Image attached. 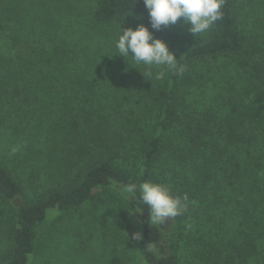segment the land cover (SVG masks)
<instances>
[{"label":"trees","instance_id":"trees-1","mask_svg":"<svg viewBox=\"0 0 264 264\" xmlns=\"http://www.w3.org/2000/svg\"><path fill=\"white\" fill-rule=\"evenodd\" d=\"M12 8L0 7V38L19 16ZM221 12L207 36L183 45L170 25L151 28L143 0L98 1L94 25L143 24L177 58L149 90L144 109H130L127 125L121 109L111 108V69L88 74L82 63L99 54L87 42L83 48L50 37L49 54L43 43L35 52L29 80L25 61L10 60L13 34L0 41V141L3 130L13 135L0 148V264H41L36 229L50 213L83 206L97 189L144 181L187 195V208L166 222L159 236L166 251L155 252L147 206L139 193L130 199L122 192L114 220L131 216L142 228V239H133L111 223L120 230L111 249L124 260L129 254L130 264H264V0H224ZM113 48L111 63L120 61L123 71ZM219 57L228 58L226 73L217 70L222 77L197 73V65ZM193 69L197 79L214 82L211 90H201L205 83L192 79ZM189 85L197 91L181 93ZM32 108L40 114L28 116ZM112 263L125 264L117 256Z\"/></svg>","mask_w":264,"mask_h":264},{"label":"rangeland","instance_id":"rangeland-1","mask_svg":"<svg viewBox=\"0 0 264 264\" xmlns=\"http://www.w3.org/2000/svg\"><path fill=\"white\" fill-rule=\"evenodd\" d=\"M98 1L2 0L0 7L13 6L12 11H17L19 16L11 26L13 30L10 27L11 31L8 29L3 38H0V41L1 43L8 42L11 38L7 39V36L10 37V34H13L15 48L10 60L13 63H16L19 59L25 61V74L29 80L36 76L35 68L30 69L31 64L39 62V59L35 57V52L40 53L39 51L43 49L41 47L43 43L44 52L47 56L51 50L50 37L59 39L63 36L68 37L73 42H87V50L97 49L99 54L93 55L94 58L90 55L88 58L83 57L86 62L82 61V63H85L84 67L88 74L104 76L108 75V71L111 69L112 79L110 83L112 82L111 87L113 89L109 93L111 108L116 106L115 108L121 109V113L119 112L117 115L126 117L124 119L127 125L131 108L144 109L149 90L156 87L159 82L155 79V74L161 69L156 67L148 69L143 64H137L131 57L123 56H121L125 61L123 71H121V65L118 64L120 61L112 59L111 63L114 54L113 46H115L118 39L120 25L122 30L128 27L135 29L136 26H132L129 22L123 20H115L110 25H94L92 23V12ZM170 26L172 29L179 31L181 35L180 43L183 45H188L195 38H204L208 34L207 31L195 37L188 31V26L183 24L182 18L176 24ZM82 46L84 48V43ZM4 50L7 51L6 48ZM116 53L119 56L117 49ZM227 60V57H219L199 64L195 69L197 73L207 72L209 74L211 71V73L216 72L214 77L216 80L217 77L223 76L217 70L223 69L221 73H226L223 64ZM149 71L152 73L151 75H149ZM190 73L193 80L197 79L194 69ZM196 81L199 84L205 83L201 88L203 91H209L208 89L213 88L214 82H206L208 81L207 76L198 78ZM100 82H103V80H100ZM206 86L208 89L205 88ZM111 87L108 85L105 88ZM193 87L191 88V85L185 86L183 88L185 90L182 89L181 93L182 91H197ZM186 97L188 101L191 99L187 94ZM119 103L122 104V108ZM30 111L31 113L28 116L34 117L40 114L38 108L35 111L32 108ZM132 116L135 117L136 115L132 114ZM1 135L0 148L6 150L13 135L10 134L9 130H3ZM122 192L120 188L111 186L97 189L92 198L83 206L77 209L50 213L46 222L36 229L40 243L39 250L42 255L38 260L42 261L41 264H111V259L116 256L125 264H130L131 260H134L133 257L128 254L130 260H126V257L124 260L121 253L116 252V254L111 249V238L114 237L115 230L122 231L123 229L129 238L137 232L142 234V228L134 217H124L121 221H115L113 218V214L117 212L118 204H124L121 201ZM27 196V194L26 196H19L13 204L22 203ZM166 222L168 223L169 220ZM111 223L117 224L120 230L111 227ZM165 228L166 223L158 224L154 228L151 241L155 252L160 249L166 251L165 241L159 237L161 233H164ZM2 251V248H0V255ZM32 258H30V261H33L34 258Z\"/></svg>","mask_w":264,"mask_h":264},{"label":"clouds","instance_id":"clouds-1","mask_svg":"<svg viewBox=\"0 0 264 264\" xmlns=\"http://www.w3.org/2000/svg\"><path fill=\"white\" fill-rule=\"evenodd\" d=\"M224 0H143L148 10L151 28L160 30L162 27L174 25L181 20L188 26V31L197 37L207 32L211 26L221 19V8ZM115 47L119 55L131 57L137 64H143L148 69H161L156 72L155 79L162 80L164 69L176 67L177 58L169 49L167 43L154 38L152 31L143 24L135 29L121 28ZM152 73L149 71V75ZM122 191L130 199H138L141 205H146L149 211V221L152 225L165 224L170 218L181 215L187 208V195L181 199L172 194L171 188L162 183L144 181L139 185L128 184ZM135 211V212H140ZM133 239H142V234H133Z\"/></svg>","mask_w":264,"mask_h":264}]
</instances>
